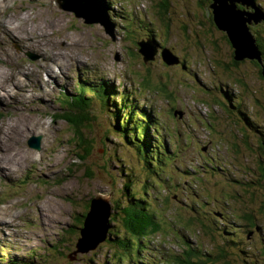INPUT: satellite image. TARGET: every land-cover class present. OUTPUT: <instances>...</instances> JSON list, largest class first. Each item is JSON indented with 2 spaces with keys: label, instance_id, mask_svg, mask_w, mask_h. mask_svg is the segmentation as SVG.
Here are the masks:
<instances>
[{
  "label": "rangeland",
  "instance_id": "rangeland-1",
  "mask_svg": "<svg viewBox=\"0 0 264 264\" xmlns=\"http://www.w3.org/2000/svg\"><path fill=\"white\" fill-rule=\"evenodd\" d=\"M162 1L106 0L115 23L106 28L86 24L61 7L59 0H0V258L31 259L36 264H91L92 258L102 264L111 246L104 241L95 250L75 255L64 244L72 245L77 239L65 230L73 227L85 201L98 194L109 198L110 204L125 201L123 184L130 175L137 190L165 215L163 223L169 219L163 225L165 233L153 238L158 255L181 253L185 242L216 250V233L209 234L197 222L188 224L190 214L206 223L207 217L223 213L224 221L243 235L245 230L232 221L239 223L237 216L255 212L264 230V214L259 211L263 189L258 185L262 179L258 167L264 162V142H259L264 138L260 70L251 59L232 64L233 47L222 33L206 31V9L197 5L198 0H168L169 34L161 36L165 28L158 5ZM257 3L264 10V0ZM254 29L263 32L264 41V19L254 23ZM148 30L154 31L155 39L159 34L160 49L145 64L137 43L147 40ZM146 48L150 53L147 44ZM166 56H171L166 58L169 61H164ZM148 75L150 83L144 86L142 77ZM7 79L21 84L12 87ZM86 80L96 81L94 85L103 81L121 85L120 92L151 108L169 151L156 174L147 171L132 150L133 143L114 134L110 111L98 101L90 111L92 123L84 128L94 141L92 153L88 162L80 160L77 134L71 122L57 114L62 112V94L74 97ZM221 90L228 91L229 105ZM115 99L113 103L119 100ZM236 100L241 103L238 110ZM238 116L257 125L255 134L248 132L250 147L240 129L245 122ZM205 120L212 128L205 127ZM105 139L115 147L105 146ZM212 165L236 170L243 185L229 187L228 175L212 176ZM88 171L93 174L88 176ZM170 175L175 181H168ZM252 181L255 194L247 186ZM194 200L201 201L200 207L196 205L200 213L192 210ZM256 235H250L242 248L262 250ZM33 252L38 259L32 258Z\"/></svg>",
  "mask_w": 264,
  "mask_h": 264
},
{
  "label": "trees",
  "instance_id": "trees-1",
  "mask_svg": "<svg viewBox=\"0 0 264 264\" xmlns=\"http://www.w3.org/2000/svg\"><path fill=\"white\" fill-rule=\"evenodd\" d=\"M109 3L110 2H107L108 6ZM212 3L213 0H198L197 2V5L201 4L202 7L206 9L207 14L206 17H204L206 27L208 26L206 31L209 34L215 31L222 33L226 43L230 46L231 43L227 38L226 33L218 29L215 24L213 9L211 7ZM256 5L264 13L262 7H260L258 3ZM158 6V14L165 28V30H163V32H160L159 34L161 36H168L170 25V19L168 16L169 1L164 0ZM239 8L243 9V7L240 5ZM195 17L197 16L195 15ZM147 27L148 26L146 24H141L142 29L147 30ZM250 29L252 32H255L257 40L256 43L262 55L261 63L258 60H253L252 62L259 68V73L264 79L262 68L264 67V41L262 38L263 32L259 34V30H253V25L250 27ZM159 34L157 33L158 37L157 39H155L154 31L150 30L149 33L145 34V37L146 39L149 38L154 44H156L158 43V39L160 38ZM230 55L232 57L230 58L232 64L236 66V64L240 61L235 60L234 49L232 52H230ZM144 63L147 64V62ZM142 78L144 81L143 84H145L144 86H148L150 83L149 75ZM93 82L96 81L86 80L85 82H83V85L80 86L79 92H77L74 97H68L62 94V96L59 98L61 104H63V108L62 112L58 113L57 115L58 117L64 118L71 122V125L73 126L75 133L77 134V137L79 139L80 147H82V153H80V160L88 162V158L91 156L92 153L94 141L91 138L87 137L86 133L84 132V128H88L89 124L92 123L93 118L92 116H90V111L94 109V106L97 105L98 101L100 103L102 102V109L106 108L108 112H111L107 114L111 121V126H115L116 128L114 129V134L120 139L127 140L128 143H133L132 150H135L138 156L144 161V163L146 164L147 171L152 174H156L157 172H155V169L158 167V164L162 162V160H165L166 156H168L169 154V151L163 138L164 136L161 134V130L158 126V123L154 121L155 114L151 113V108L149 109L148 106L144 108L143 106L138 105L135 101L136 99L133 98L132 95L127 94L123 91L120 92L121 85H118V87H115L114 85H108L109 81H103V83L94 85L92 84ZM221 94L223 95L225 103H231L229 101L230 99L228 96V91L221 90ZM115 96L119 100L118 102L113 103L112 100L116 101ZM216 101L222 102L220 100ZM236 101L239 106H236V104H234L235 107H233L237 109L240 108L241 103L240 100ZM109 114L111 116H109ZM122 115L125 117H122ZM240 116L245 117V114L241 112ZM240 116L238 117L241 118ZM244 117H242L241 119H243V121L245 122L246 127L241 126L240 129L245 132H243L242 135V138L246 143L245 145L247 147H250L251 144L248 141V139H250L248 132L249 130H251L252 133L256 132L257 125L253 121L249 123ZM204 125L205 127L207 126L208 128H212V124L208 120H205ZM152 128L154 129L153 133L151 131ZM123 136L125 138H123ZM263 141L264 140H262L261 137V140H259V142ZM104 145H107V147L111 149L115 147V145L111 142H106V139L104 140ZM261 148V151L263 152L264 146L262 145ZM118 160H120V158H118ZM237 167L240 168V166ZM219 168L220 170L217 167H213L209 172H211L212 176L214 177H224L228 175L227 178H229V183L232 182L229 184V187L234 183H236L237 185H243V182L239 178H237V176H235V173H237L236 170H227L226 165H223ZM258 171L260 172L262 177V179L258 181V185H261L260 188L263 189V199L259 211L264 214L263 161H261V166L258 167ZM130 173L131 172H129V175ZM86 174L89 176L93 173L88 171ZM130 177L132 179H128L123 184V194L125 195L126 200H123V202L122 199H120L114 204L111 203V207L112 209H114V211H112V214L109 219L108 236L105 242L107 245L111 246L112 251L110 252L111 254L109 258L105 259L102 264H264V259L261 260V258L259 257V255H264V230L258 225V217L256 216L255 212H245L237 216L239 223H237L236 221H232L236 226H239L243 228V230H245L246 234L243 235H241L238 230L232 228L233 225L229 226L228 221H224L225 218L223 216V213H218V218L207 217L208 222L206 223L203 221V219L199 217L195 218L193 217V214H190L189 219L187 221L188 224L197 222L199 223L201 228L206 230L209 234H212V232L216 233V250L206 251L203 248L204 245H200L199 243L193 245V243L185 242L184 245L187 246H182L183 252L181 253L169 252L166 254L167 256H162V253L161 255H158V253L156 252V249L158 248L155 245L156 243L154 242L153 238L158 235L162 236L163 233H165L163 225L166 226V224L169 223V219H167V223H165V221L163 223V217H165V215L161 213L160 209L153 207V203L149 200L148 195H145L144 193L137 190L135 186L136 180L133 178V176L130 175ZM167 178L168 181H175L171 175L167 176ZM60 182L61 181H58L57 183ZM247 184V186L251 188V186L254 185V182L252 181L251 183ZM223 188L224 187L220 189ZM206 189L209 190L208 188ZM251 192L255 194V190L253 188H251ZM91 199L86 200L85 204L83 203L85 205L83 211L79 212L78 214L76 213L74 217L75 224L73 225V227L65 230L67 236L73 234V238L77 239H75L76 242L72 243V245L64 244L66 249H72L73 254L76 251L77 241L81 237V230L84 227L85 223L84 216L88 213L90 209ZM164 202L167 203V201ZM193 204L194 206H192V210L195 213H200L196 205L200 207L201 201L194 200ZM119 210H121L122 216L120 215ZM113 212H115L114 215ZM119 215L121 216L122 221L121 226L117 225V222H120V220L118 219ZM255 233L257 235L254 238H258L261 245L263 243L262 250L258 246L257 248L259 250L256 248V246L255 249H250L249 246V249H245L246 247L242 248V245L246 244L245 242L248 241L250 235L254 236ZM62 235H64L63 232ZM162 242L165 245L171 244L167 241ZM32 254V258L38 259L37 255H35V252H33ZM72 256L73 255H71V257ZM241 257L243 258L241 259ZM158 259H161V262H158ZM235 259H237L238 261L235 262ZM93 260L95 259H90L91 264H100L99 262L94 263ZM5 261V258H0V262L2 264L37 263L32 262L31 259L29 262L28 260L18 261L16 259H12L10 262Z\"/></svg>",
  "mask_w": 264,
  "mask_h": 264
},
{
  "label": "water",
  "instance_id": "water-1",
  "mask_svg": "<svg viewBox=\"0 0 264 264\" xmlns=\"http://www.w3.org/2000/svg\"><path fill=\"white\" fill-rule=\"evenodd\" d=\"M58 3L61 7L73 11L77 18H83L86 24L104 23L106 28L115 26L103 0H59ZM239 5L243 9H240ZM211 7L216 26L226 33L234 49L235 60L251 59L261 63L262 55L256 43V36L250 29L254 23L264 19V13L257 7L255 0H213ZM103 16H107L109 22L105 21ZM146 44L150 47V53ZM138 45L139 52L145 57L146 62L149 58H155V53L158 52L156 45L150 42H140ZM142 48H146L148 52L142 51ZM168 57L171 56L164 57V61H169L166 59ZM39 138L40 136L37 139ZM37 147H40L39 142ZM108 201H110L109 198L101 194L90 200V209L84 216L85 223L76 244L75 255L95 250L107 239L109 219L112 214L109 209L111 204Z\"/></svg>",
  "mask_w": 264,
  "mask_h": 264
},
{
  "label": "bare ground",
  "instance_id": "bare-ground-1",
  "mask_svg": "<svg viewBox=\"0 0 264 264\" xmlns=\"http://www.w3.org/2000/svg\"><path fill=\"white\" fill-rule=\"evenodd\" d=\"M110 5V4H109ZM2 8V7H1ZM101 13V15H102V12H100ZM103 15H104V12H103ZM103 18L105 19V21H107V22H109V18L107 17V16H103ZM100 24H102V25H104V23H100ZM3 30V29H2ZM11 31V30H10ZM25 43V42H24ZM3 45V44H2ZM1 45V46H2ZM27 46V45H26ZM5 47V46H4ZM31 47V46H30ZM8 48H6V50H7ZM13 49V48H12ZM142 51L144 50L145 52H148V50L145 48V49H141ZM30 51V50H29ZM1 52V51H0ZM4 52V51H3ZM2 52V53H3ZM15 52V51H14ZM20 53V52H19ZM23 54V53H22ZM20 55V54H19ZM4 59V58H3ZM1 61V60H0ZM173 61H171L170 62V64L172 63ZM174 62H178V60H175ZM6 69H7V67H6ZM20 69H22V68H20ZM6 73V72H5ZM8 74V73H7ZM8 80L9 79H7V83L9 84V85H11L12 87H16V85L18 86V84H21V82L20 81H18V80H16V81H11V82H8ZM0 85H2V84H0ZM3 86V85H2ZM0 90H1V86H0ZM6 127V126H5ZM4 133H7V132H3V134ZM2 135V134H1ZM8 135V134H7ZM4 140V139H3ZM5 141V140H4ZM7 142V141H6ZM5 142V143H6ZM263 145H264V143H263ZM2 148H3V146H2Z\"/></svg>",
  "mask_w": 264,
  "mask_h": 264
},
{
  "label": "flooded vegetation",
  "instance_id": "flooded-vegetation-1",
  "mask_svg": "<svg viewBox=\"0 0 264 264\" xmlns=\"http://www.w3.org/2000/svg\"><path fill=\"white\" fill-rule=\"evenodd\" d=\"M262 140H264V138H262ZM264 142V141H263ZM261 143V142H260Z\"/></svg>",
  "mask_w": 264,
  "mask_h": 264
}]
</instances>
